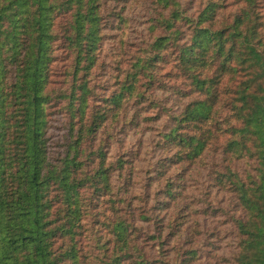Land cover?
Returning <instances> with one entry per match:
<instances>
[{"label": "trees", "instance_id": "trees-1", "mask_svg": "<svg viewBox=\"0 0 264 264\" xmlns=\"http://www.w3.org/2000/svg\"><path fill=\"white\" fill-rule=\"evenodd\" d=\"M130 1L0 0V264H264V0H232V11L204 0L193 15L197 0H154L153 34L102 102L91 74L106 31L127 33ZM156 89L182 107L150 102L155 120L171 115L173 152L158 162L156 202L140 208L103 132ZM205 161L224 195L203 213L221 226L189 227L185 176Z\"/></svg>", "mask_w": 264, "mask_h": 264}, {"label": "rangeland", "instance_id": "rangeland-1", "mask_svg": "<svg viewBox=\"0 0 264 264\" xmlns=\"http://www.w3.org/2000/svg\"><path fill=\"white\" fill-rule=\"evenodd\" d=\"M203 1L197 0L190 14L196 13L202 7ZM182 2L187 3V0H182ZM227 3L229 5L228 11L236 9L231 4L232 0H228ZM153 4L154 0H131L126 7L125 13L128 17L125 26L127 33L121 35L118 30H114L113 32L106 31L107 36L102 53V62L92 71L90 81L91 85L97 90L98 99H102V102L104 101L105 93H109L116 88L117 82L130 71L134 59L139 54L137 50L138 43H141L144 38L151 35V32L153 34V30L151 29L150 32L148 29L152 24V19H150L149 23L147 22ZM122 5L124 3L120 4V6ZM135 52H137L136 55ZM58 67L59 72L55 77L57 81L56 85L60 88L67 87L68 83L65 82L64 77L65 65L61 63L58 64ZM168 81L170 83L176 82L173 79H169ZM146 96L147 100L142 106H137L134 100H131L120 114L111 119L113 122L103 132L108 137L111 145L109 148V159L115 161L118 156H122L126 161L127 173H129L132 179L130 187L131 202L140 208L150 207L156 202L154 196H156L157 190L161 189L165 184V181L159 179L155 174L157 173L158 162L164 155L173 152V150L165 147L162 139L164 131L170 125L171 115H166L159 120H155L158 111L152 107L150 102L169 100V103L162 105H165L164 107H167L170 113L182 107L180 102L174 103L175 99H172L171 91L149 90L146 92ZM138 111L142 112L139 115V119L142 121L140 125L131 121V118H133L131 116H136ZM61 119L62 117H56L55 124L60 125ZM206 158L207 160H211L209 155H206ZM173 169L174 167L171 170ZM209 169L210 167L206 161L201 162L191 167L185 176L184 206L188 205L192 214V216L188 217L189 222L186 226L194 227L196 224L201 228L208 225L213 227L212 224H216L218 227L221 226L219 222L221 220H218V217H212L203 213L204 207L207 205L212 204L210 205L212 208L220 206L224 195L223 192H218L216 188L209 186ZM116 177H118L117 174ZM149 192L152 194V198L148 204L147 197ZM207 199H211L210 202ZM197 209H201L199 215H196L198 213ZM186 210L188 211V208ZM138 225L147 227L148 223L138 221ZM222 228L228 227L224 225ZM230 241L231 238L230 240L217 242L218 246L215 247L216 252L226 254L229 248L225 245L230 243ZM219 245H222L223 248L220 249L221 246Z\"/></svg>", "mask_w": 264, "mask_h": 264}]
</instances>
